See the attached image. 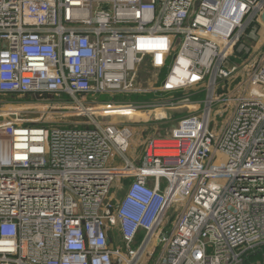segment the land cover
<instances>
[{"label": "built area", "instance_id": "2783aa9c", "mask_svg": "<svg viewBox=\"0 0 264 264\" xmlns=\"http://www.w3.org/2000/svg\"><path fill=\"white\" fill-rule=\"evenodd\" d=\"M263 12L0 0V264H264Z\"/></svg>", "mask_w": 264, "mask_h": 264}, {"label": "rangeland", "instance_id": "374dc122", "mask_svg": "<svg viewBox=\"0 0 264 264\" xmlns=\"http://www.w3.org/2000/svg\"><path fill=\"white\" fill-rule=\"evenodd\" d=\"M257 42H258V41H254V42L250 43V41L247 40L245 43H246V44H249V47L252 48V47L254 46V44L257 43ZM199 97L202 98V97H203V94H201ZM130 98H133V96H130ZM175 113H176V112H175ZM225 114H226V113H225ZM174 116H176V115H174ZM217 120L220 122L221 118H220V117H217ZM152 126H153V127H152ZM155 126H158V127L160 128V129L158 130V134H159L160 131H162V130H164V133H165V131H167V129H168V127H169V124H168V122H167V123H162L161 125H155V124L150 125V127H149L146 131H144L143 133L140 134V135H141V136H140V137H141L140 140H142V138H144V137L147 136V135H151V132L154 131ZM138 139H139V138H136V140L134 139L133 143H136V144H137V143L139 142ZM126 154H127L128 157H131V156H132V150H129ZM117 161H118V164H119V165L122 164L121 159L118 158ZM180 207H181V204L178 205L177 210H179ZM169 216H170V217H174V216H175L174 206L170 209V211H169ZM168 224H169V226H167V229H169V227L172 225V222H170V223L168 222ZM151 248H152V249L149 250L150 252L147 253V254H148V257H147V255H146V258L144 259V261H143L141 264H152V261L155 259L156 255L158 254V252H159V250H160V246H156V245L153 246V245H152Z\"/></svg>", "mask_w": 264, "mask_h": 264}, {"label": "trees", "instance_id": "16d2710c", "mask_svg": "<svg viewBox=\"0 0 264 264\" xmlns=\"http://www.w3.org/2000/svg\"><path fill=\"white\" fill-rule=\"evenodd\" d=\"M132 96H133L134 99H137V98H140V97H141V98L150 97L149 94H148V95H145V96H143V95L133 94ZM105 98H106L105 96H102V97H101V99H105ZM261 249L264 250V246H261Z\"/></svg>", "mask_w": 264, "mask_h": 264}, {"label": "water", "instance_id": "95a60500", "mask_svg": "<svg viewBox=\"0 0 264 264\" xmlns=\"http://www.w3.org/2000/svg\"><path fill=\"white\" fill-rule=\"evenodd\" d=\"M262 19L264 20V12H263V14H262Z\"/></svg>", "mask_w": 264, "mask_h": 264}]
</instances>
